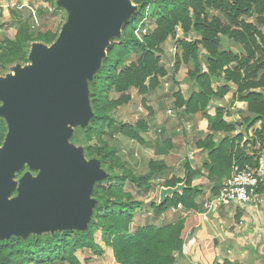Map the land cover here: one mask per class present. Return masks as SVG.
<instances>
[{
	"label": "trees",
	"instance_id": "1",
	"mask_svg": "<svg viewBox=\"0 0 264 264\" xmlns=\"http://www.w3.org/2000/svg\"><path fill=\"white\" fill-rule=\"evenodd\" d=\"M42 1L54 8L57 0ZM130 1L137 6V12L123 24L121 37L110 41L101 68L88 84L93 118L84 129H76L70 139L72 144L84 147L87 160L97 159L108 174L107 179L94 185L91 197L96 205L88 228L85 232L30 235L26 239L12 236L0 241V264H81L75 256L79 250L103 254L94 240L96 232L112 250L116 264H175V254L183 249L185 218L179 215L173 221L137 226L132 230L142 202L124 188L131 184L148 193L153 188L149 181L161 175L167 179L160 187H175L185 181L182 194L166 198L161 205L157 199L151 207L157 216L162 210L177 209L178 205L185 211H196L198 192L192 188V180L197 175L195 170L187 161L184 176L177 178L164 160L152 159L146 174L135 176L118 155L117 147L109 145L108 138L120 135L151 148L152 142L142 135L148 131V121L125 123L115 120L112 112L131 102L132 90L146 97L148 93L157 92L166 81L174 87L176 73L181 65L186 66L190 61L194 68L187 72L186 81L197 90L190 91L187 98L180 91L173 93V106L179 116L200 115L207 122L205 136L196 141V147L207 154L203 167L213 185V195L218 193L222 182L231 177L233 166L247 165L256 169L264 160V0ZM44 12L47 10L35 11V17ZM18 14L13 12L15 18H20ZM140 14L142 19L147 14L152 26L143 42L134 35L142 21L136 23ZM250 17H254V23L246 21ZM33 21V17H28L17 22L14 39H6L5 46H0V76L16 64L27 63L31 44L51 45L56 40L57 32H41ZM177 28L184 35L193 29L199 40H176L177 54L171 74L161 62L162 46L175 36ZM221 37L239 45L241 53L221 50ZM200 50L205 52L204 60L199 56ZM215 84L219 86L214 90ZM231 92L230 105L236 102L246 105L244 111H239L241 118L234 122L236 125L225 120L234 112L222 107L216 106L213 117L208 115L215 101H223ZM257 123L258 129L247 136ZM6 130L5 122L0 119V146ZM171 146L170 139L162 138L161 134L153 147L154 155H167ZM26 171L24 168L17 177ZM221 264L231 263L225 260Z\"/></svg>",
	"mask_w": 264,
	"mask_h": 264
},
{
	"label": "water",
	"instance_id": "2",
	"mask_svg": "<svg viewBox=\"0 0 264 264\" xmlns=\"http://www.w3.org/2000/svg\"><path fill=\"white\" fill-rule=\"evenodd\" d=\"M55 5L67 14L56 40L31 44L28 64L0 76V119L7 129L0 146V241L85 232L96 205L94 185L108 177L70 139L93 118L88 84L137 6L130 0ZM185 188V181L160 187L158 204Z\"/></svg>",
	"mask_w": 264,
	"mask_h": 264
},
{
	"label": "rangeland",
	"instance_id": "3",
	"mask_svg": "<svg viewBox=\"0 0 264 264\" xmlns=\"http://www.w3.org/2000/svg\"><path fill=\"white\" fill-rule=\"evenodd\" d=\"M10 0H0V2H5ZM21 2L26 3L29 8H24L20 11H17L20 15V18H15L13 16V12L16 11H4L3 14L0 15V46L1 48L5 46L4 41L12 40L14 39L16 29L18 27V23L24 19H27L30 17L32 19L33 17V11H37L39 9L47 10V12L43 13L40 17H36L33 21V25L36 26L38 30L41 32L45 31H51L52 33H59L62 25L65 23L67 14L64 10L57 8L56 6L53 8L49 6L46 2L42 0H20ZM19 1V2H20ZM33 10V11H31ZM138 10V8H137ZM137 12V11H136ZM143 15L140 14L137 17V24L140 19H142ZM18 20V21H17ZM247 22L254 23V17L246 18ZM176 40H187L189 42H192L193 40H199V35L192 29L188 35H184L180 28L176 29L175 36L169 38L164 45L162 46V54H161V62L165 67L167 68L168 72L172 74L173 65L175 64V55L177 54V41ZM2 42V43H1ZM222 49H230L235 54H240L241 49L240 46L235 44L234 42L228 40L226 37H221V50ZM30 50V47H29ZM199 56L204 60L205 59V52L203 50L199 51ZM134 59L135 57L132 56ZM27 63H24L22 65H26ZM193 62H189L188 65H181L180 69L175 75V81L176 84L174 88L172 87L171 93H167L168 97L167 100L161 101L160 99H157L154 92L146 94V97L140 96L136 90H132L130 92L131 102L119 109H116L112 112V116L115 120L125 122V123H131L135 124V122L139 120L144 121H152V124L149 125L148 123V131L146 133H143V137L145 140L151 141V146L154 147L155 143L158 142L161 133H158L159 128L161 129L163 126V109L160 108L161 102L164 104V107L166 104L169 106L170 104L173 105L174 103V96L173 93L180 91L181 94L189 96L190 91H196L197 89L195 87H189L186 79L188 78L187 72L190 70H193ZM10 69L7 70L2 76L9 73ZM167 82H164V86H166ZM218 84L213 85V89L215 90L216 87H218ZM170 89V90H171ZM234 91V87H232V92ZM170 92V91H169ZM231 92V93H232ZM231 93L227 95V98H230ZM142 98H145V104H142ZM168 102V103H165ZM217 104H222L225 107H222L225 111L226 109H229L231 107L230 102L226 103L225 101H215ZM236 105L234 108H245V106ZM231 108L234 112L231 117L228 119L225 117L226 122H229L233 125L234 122L239 121L241 118L240 114H237L236 110H233L234 108ZM193 118L189 120L192 123V130L186 134V136H182L180 139V142L182 143L179 147L182 148L183 152L181 156H177L178 159H180V163L178 166V170H180V176L184 174V163L188 161L190 164H194L193 167L195 168H202L198 166L196 162H194L192 155L190 152L197 149L196 147V141L204 138L205 133L204 129L207 130V126H199L198 122H204V120L201 118L200 115L192 116ZM205 123V122H204ZM259 124L257 123L255 126H253L247 133V136H249L251 133H253V130L258 129ZM77 129V128H76ZM74 129V132L75 130ZM200 129V130H199ZM237 130L240 132H243L242 129H239L237 127ZM237 131V132H238ZM236 132V133H237ZM249 134V135H248ZM244 137L245 134L243 133ZM164 139H170V133H168V130L166 129L165 132H163ZM246 138V137H245ZM161 140V139H160ZM188 140V141H187ZM108 143L110 146L115 145L117 147L118 155L120 158L126 163V166L132 170L135 176H141L146 174L148 170V162L152 159L154 160H163L160 157L154 156L153 152L151 150H148L146 146L140 145L136 143L135 141H132L128 138H125L123 136L118 135L115 139H109ZM193 149V150H192ZM195 155V154H194ZM193 155V157H194ZM171 159V158H170ZM167 159H165V162H168ZM264 161V160H261ZM202 165V160H201ZM192 167V168H193ZM206 172V171H205ZM18 175V174H17ZM163 176L164 180L167 179L166 176ZM206 176V173L204 177ZM160 176H154L151 181H149L150 184H153V188L148 193H144L140 189L136 188L134 185L128 184L125 185L124 190L126 192H129L134 199L142 202L141 209L137 211L136 219L134 220L131 229L134 230L137 226H143L145 224H151L156 223L154 220L157 218H160V216H166L171 213L172 209L169 210H162V214L156 217L157 215L154 214V210L151 207V204H156L158 199V191L160 185L162 184L161 181H158L156 178H159ZM18 178V177H17ZM207 178V177H206ZM163 180V181H164ZM176 209V208H175ZM199 217V215H198ZM156 218V219H155ZM157 224V223H156ZM61 233V232H60ZM46 234H54V233H46ZM45 235V234H42ZM184 235L190 237L189 234L184 231ZM187 237V238H188ZM183 238V235H182ZM94 240L95 243L101 248L103 251L102 255H96L92 251L88 249L79 250L76 252V257L80 261L81 264H115L113 262V255L112 250L108 247H106L103 242L100 239V233L96 232L94 234ZM189 238L187 239V241ZM184 246V241H183ZM176 256V255H175ZM176 260V258H175Z\"/></svg>",
	"mask_w": 264,
	"mask_h": 264
},
{
	"label": "crops",
	"instance_id": "4",
	"mask_svg": "<svg viewBox=\"0 0 264 264\" xmlns=\"http://www.w3.org/2000/svg\"><path fill=\"white\" fill-rule=\"evenodd\" d=\"M166 82V86H162L157 92H154L156 98L161 101L167 100V93H171L172 91L171 83H168V81ZM182 96L187 98L184 94H182ZM229 97L231 98V96ZM230 98L226 96L223 101L228 103L230 102ZM236 105L240 107L243 105L246 107L244 103L236 102L226 110L232 111L231 108ZM216 106L225 107L215 102L208 111L209 116H214ZM160 108L164 110L163 115L165 117L163 126L161 129L159 128L158 133L162 132L161 134L163 136V132H165L166 129L168 130L172 149L167 155L157 157L163 160L168 158V162L165 163L170 168H173V175L177 178H182L185 172L180 176L181 172L178 170L180 159L177 158V156H181L183 152L182 148L179 149L182 144L180 139L182 136L185 137L186 134L192 130L193 126L189 120L193 117L185 118L182 115L179 116V113L168 114V109L175 110L172 104L169 106L166 104L164 107V104L161 102ZM233 110L239 112L244 111L245 108H234ZM226 118L228 119L229 117ZM204 122H198L199 126H207L206 120H204ZM148 123L151 125L152 121L150 120ZM187 127H189V129H187ZM203 131L204 133L206 132L205 129ZM148 150H151L154 154L153 147L148 148ZM190 153L194 162H196L199 167L202 166V168H195L193 167L195 163L190 164L197 174L192 180V188L198 192V197L195 199L198 209L196 211H185L182 207L177 209L173 208L170 214L166 216L162 215L157 219L155 218L156 220H154V222L157 224L151 223L160 225L163 221H173L174 218L179 215L185 218L182 233L184 246L181 252L175 254V264H221L225 260L229 261L231 264H264V199L262 205L258 208L239 204H230L228 206L215 205L213 209L207 213L208 219L203 221L201 214L206 211L202 208V205L212 200L214 197L212 193L213 185L206 176L204 177L206 172L203 164L207 154L198 149ZM201 160L202 165L200 163ZM157 180H160L162 183L164 182L163 176H160ZM184 231H186L190 237L187 235L185 237ZM187 237L189 238L188 241ZM113 262L115 263L114 259Z\"/></svg>",
	"mask_w": 264,
	"mask_h": 264
},
{
	"label": "built area",
	"instance_id": "5",
	"mask_svg": "<svg viewBox=\"0 0 264 264\" xmlns=\"http://www.w3.org/2000/svg\"><path fill=\"white\" fill-rule=\"evenodd\" d=\"M19 1L20 0H10L0 2V15L3 14L4 11H20L24 8H29L26 3ZM32 13L34 20L36 19L35 12L33 11ZM149 23V17L146 14L134 30V35L139 42H143L144 37L151 32L152 26ZM167 113L173 114L178 112L168 109ZM187 129H189V127H187ZM263 199L264 161H260L259 167L256 169L247 165L242 168L233 166L231 177L222 182L218 189V193L212 200L202 205V208L206 212L201 214V218L203 221H206L208 219L207 213L210 212L215 205L228 206L230 204H239L258 208L262 205ZM177 208H181V206L178 205Z\"/></svg>",
	"mask_w": 264,
	"mask_h": 264
}]
</instances>
